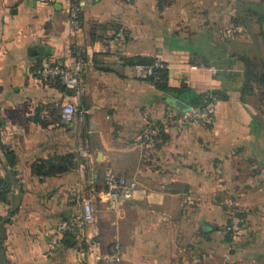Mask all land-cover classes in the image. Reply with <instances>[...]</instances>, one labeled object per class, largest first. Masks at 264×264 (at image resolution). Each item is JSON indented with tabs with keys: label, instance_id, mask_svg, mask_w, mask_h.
Wrapping results in <instances>:
<instances>
[{
	"label": "crops",
	"instance_id": "crops-1",
	"mask_svg": "<svg viewBox=\"0 0 264 264\" xmlns=\"http://www.w3.org/2000/svg\"><path fill=\"white\" fill-rule=\"evenodd\" d=\"M81 5L75 30L66 0H0V178L11 186L0 198V264H85L86 242L66 237L54 251L49 243L86 200L95 210L88 236L103 253L120 245L118 264H264V83L246 87L245 62L262 75L264 24L250 31L257 18L249 12L264 17V0ZM78 54L87 63L81 96L35 75L72 67ZM118 59H160L169 88L187 85L204 98L221 92L226 100L211 125L179 130L183 112L174 101L188 102L136 78ZM68 104L85 112L83 120L62 122ZM106 169L139 184L133 200L104 198ZM225 207L247 214L229 243Z\"/></svg>",
	"mask_w": 264,
	"mask_h": 264
},
{
	"label": "built area",
	"instance_id": "built-area-1",
	"mask_svg": "<svg viewBox=\"0 0 264 264\" xmlns=\"http://www.w3.org/2000/svg\"><path fill=\"white\" fill-rule=\"evenodd\" d=\"M41 4L53 6L64 0H37ZM69 4L68 14L70 22L75 30L82 27L83 0H66ZM118 63L123 64L121 59ZM86 68L87 63L83 57L78 54L72 67L50 66L38 68L35 75L45 81H58L67 91L81 96L86 91ZM135 76L141 80H148L155 75L156 70H168V66L160 59H157L152 66H137ZM191 71H211L216 73L215 67L205 65H191ZM158 80V77H155ZM218 101L215 98L204 107H193L184 112L177 122L179 130L185 127L208 126L213 123ZM84 111H79L73 104L64 106L61 119L62 122L71 125L76 120H83ZM152 138V134L150 136ZM87 156V155H86ZM139 184L135 180L118 176L112 169H106L103 174V196L105 199L114 202L131 201L136 197ZM95 223V210L91 201L86 200L83 203L82 213L69 220L62 222L52 233L50 237L49 250L54 251L63 238L70 237L86 242L83 262L85 264H118L121 261L122 249L120 245L114 244L103 253L98 238L88 236V228ZM244 227L238 217H232L228 226V231L234 234H241Z\"/></svg>",
	"mask_w": 264,
	"mask_h": 264
},
{
	"label": "trees",
	"instance_id": "trees-1",
	"mask_svg": "<svg viewBox=\"0 0 264 264\" xmlns=\"http://www.w3.org/2000/svg\"><path fill=\"white\" fill-rule=\"evenodd\" d=\"M249 14L254 15L257 20L259 25L264 24V17L261 15H258L256 10L255 11H250ZM242 23L238 20L234 21V25H241ZM156 60H128V59H123V66L126 67H132L135 68L137 66H152ZM246 65H247V70H246V87H249V83L252 80L258 81L259 83H264V69L263 73L260 76H256L253 72V67L251 65V62L246 60ZM155 77H158V80H155ZM149 83L155 85L158 89L161 91L166 92L167 94L173 95L175 97L184 99L188 102V105L190 108L193 107H204L210 100L211 98H215L217 101L219 100H226V97L224 96L225 94L218 92V93H213L211 96L204 98L203 96L196 95L192 90L188 88L187 85H183L179 89H171L168 87V70H156L155 75L147 80ZM159 134L161 130H158ZM3 151V149H2ZM4 158L5 162L4 164L6 167L9 169L11 167V162H12V155L9 151L4 150ZM57 170H52L48 173V175H52L56 172ZM11 193V186H10V180L9 177L5 179L0 178V198L2 200H6L7 197H9ZM225 212H226V217H227V223L224 229V235H225V240L227 243L233 242L236 237L239 236V234H234L231 231H228V226L230 224V220L232 217H238L242 221V226L245 229V226L247 224V214L244 212L240 211L238 208H228L225 207Z\"/></svg>",
	"mask_w": 264,
	"mask_h": 264
},
{
	"label": "water",
	"instance_id": "water-1",
	"mask_svg": "<svg viewBox=\"0 0 264 264\" xmlns=\"http://www.w3.org/2000/svg\"><path fill=\"white\" fill-rule=\"evenodd\" d=\"M174 107L183 113L187 112L190 109L188 105L178 100L174 101Z\"/></svg>",
	"mask_w": 264,
	"mask_h": 264
},
{
	"label": "rangeland",
	"instance_id": "rangeland-1",
	"mask_svg": "<svg viewBox=\"0 0 264 264\" xmlns=\"http://www.w3.org/2000/svg\"><path fill=\"white\" fill-rule=\"evenodd\" d=\"M252 1H255V0H252ZM257 24H259V23L257 22L256 19H255L254 22H250V23H249L250 31H252V32H256V30H257Z\"/></svg>",
	"mask_w": 264,
	"mask_h": 264
}]
</instances>
